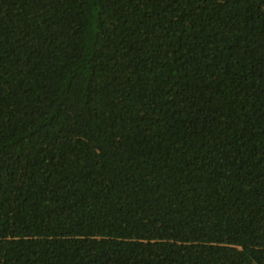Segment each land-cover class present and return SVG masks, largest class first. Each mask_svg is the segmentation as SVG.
I'll list each match as a JSON object with an SVG mask.
<instances>
[{
	"label": "trees",
	"instance_id": "16d2710c",
	"mask_svg": "<svg viewBox=\"0 0 264 264\" xmlns=\"http://www.w3.org/2000/svg\"><path fill=\"white\" fill-rule=\"evenodd\" d=\"M0 264H264V0H0Z\"/></svg>",
	"mask_w": 264,
	"mask_h": 264
}]
</instances>
